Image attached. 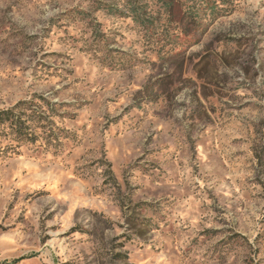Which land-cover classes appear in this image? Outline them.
I'll list each match as a JSON object with an SVG mask.
<instances>
[{"label":"rangeland","instance_id":"rangeland-1","mask_svg":"<svg viewBox=\"0 0 264 264\" xmlns=\"http://www.w3.org/2000/svg\"><path fill=\"white\" fill-rule=\"evenodd\" d=\"M0 0V264H264V0Z\"/></svg>","mask_w":264,"mask_h":264},{"label":"trees","instance_id":"trees-1","mask_svg":"<svg viewBox=\"0 0 264 264\" xmlns=\"http://www.w3.org/2000/svg\"><path fill=\"white\" fill-rule=\"evenodd\" d=\"M206 4L210 5L209 7L212 6L210 0H205ZM11 115V113L9 111H0V119L5 117V118H8L9 116ZM1 121V120H0Z\"/></svg>","mask_w":264,"mask_h":264}]
</instances>
